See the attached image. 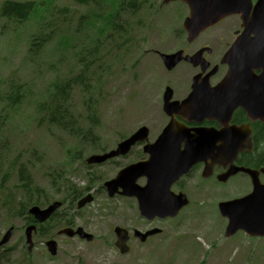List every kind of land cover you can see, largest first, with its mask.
Listing matches in <instances>:
<instances>
[{"label":"rangeland","instance_id":"1","mask_svg":"<svg viewBox=\"0 0 264 264\" xmlns=\"http://www.w3.org/2000/svg\"><path fill=\"white\" fill-rule=\"evenodd\" d=\"M3 1L35 3L30 19L22 24L0 18V81L28 84L33 88L34 96L42 94L55 78L72 77L69 75L70 66L77 62V53H83L85 58V51H90L95 38L109 32L107 23L115 7L106 0L107 14L99 19L97 14H92L96 13L97 6H76L70 3L71 0L66 3L65 0H0V5ZM156 2L150 0L148 3ZM52 6L59 9L65 6L75 13L67 16L65 24L57 29L51 42L37 57L28 50L25 53V43L33 35L52 31V26H43L42 19L46 14L43 10ZM147 14L144 9L143 15L131 19L129 24L132 26L142 21V31L137 35L129 33L123 48L107 47L98 53L99 77L94 79H99L92 82L91 89L100 95L98 125L93 128V135L100 137V150L113 149L141 126L150 130L151 141L159 132L161 78H168L159 59L145 52L150 49L170 52L183 16L178 22L169 9L152 16L151 20ZM83 16L87 18L83 19ZM103 54L105 56L101 57ZM27 89L26 86L24 90ZM69 93L73 104L70 108L84 117L86 108L82 105L80 87L73 86ZM38 100V97L27 98L19 110L1 113L4 132L0 138V237L9 226H14L16 233L8 248L17 246L19 239L23 238L25 217L17 216L21 205L26 206L27 212L30 201L43 206L57 200L63 203L58 216L64 212L66 221H73L76 227L94 237L89 243L77 238L65 242L61 248L62 264H264V238H250L238 232L224 239L226 224L215 208L220 201L250 192V184L244 177H240L235 187L228 185L219 190H208L205 193L212 192L211 196L203 199L199 200L193 194L191 204L177 218L147 225L139 217L133 199H109L102 188V184L121 167L139 158L133 153L131 157L116 159L112 164L85 169L86 156L94 152L92 142L88 140L81 144L68 131L44 124L43 120L36 122L32 108ZM83 126L89 127L90 124L84 122ZM89 131L91 135L90 127ZM22 162L28 167L27 173L32 180L33 192L27 197L14 193L18 165ZM138 184L143 185V181ZM87 194L93 196L92 203L77 210L76 201ZM5 201H9L11 212L1 210ZM153 226L160 228L162 233L145 243L130 241L127 255H121L114 248V227L145 231ZM61 227L59 225L56 229Z\"/></svg>","mask_w":264,"mask_h":264},{"label":"water","instance_id":"2","mask_svg":"<svg viewBox=\"0 0 264 264\" xmlns=\"http://www.w3.org/2000/svg\"><path fill=\"white\" fill-rule=\"evenodd\" d=\"M171 1H181L189 6V17L183 24L189 42L193 41L202 30L233 12L230 4L220 12L223 6H219L217 0H164V3ZM244 23L247 31L257 32L259 36L249 45L242 46L240 44L242 38L236 42L225 61L228 71L223 84L206 91L194 87L188 99L181 103L171 102L170 89H166L163 95V112L168 116H172L177 110L188 109L191 118L197 122L205 118L214 119L223 125V129L218 132L196 129L192 133L191 130L172 120L163 130L159 140L143 148V152L149 156L147 161L125 168L117 174L114 180L104 184L110 197L118 193L120 189L119 195L135 198L139 215L148 221L155 218L176 217L179 211L188 205V201L181 193L174 195L170 191L171 186L186 174L193 164L210 162L211 165L208 164L204 171L205 176H208L211 166L215 164L224 169L231 165L223 175L218 177L219 181L225 182L229 177L243 173L249 176L252 185V190L248 195L218 204L219 214L227 219L224 237L229 238L238 231L244 232L249 237L264 236V184L259 181V174L264 177V166L258 171L234 166L233 163L237 155L244 150V146L237 141L233 128L227 127L233 110L238 107L246 112L249 119L264 120V14L259 13V15L250 17ZM160 57L168 71L183 60L181 53ZM184 59L192 64L198 62L196 58ZM253 70H261L260 76L255 77ZM203 96H207L208 99L204 101ZM147 137L148 130L144 127L140 128L121 142L116 150L107 155H93L87 163L101 164L107 159L125 155L131 146L147 141ZM181 146L184 148L181 149ZM140 178L146 180L143 187L137 185V180ZM91 201V196L81 199L77 205L78 209ZM59 207L60 203L57 202L45 210L35 206L29 210V214L37 222L42 223ZM32 230L33 227H30L25 231L29 245ZM158 233H160L158 229L144 234L136 231L135 237L140 242H145L147 237ZM59 234H65L68 237L78 235L82 240L92 241V236L85 234L80 228L76 232L64 229ZM114 234L116 236L115 246L120 254L127 253L129 251L126 245L127 232L116 227ZM11 235L12 229H9L0 241V247L9 241ZM50 245H53V242L48 244L53 255L54 247L51 248Z\"/></svg>","mask_w":264,"mask_h":264},{"label":"flooded vegetation","instance_id":"3","mask_svg":"<svg viewBox=\"0 0 264 264\" xmlns=\"http://www.w3.org/2000/svg\"><path fill=\"white\" fill-rule=\"evenodd\" d=\"M161 2L162 0L160 1V4L158 3V5L153 8L155 11L152 10L147 14L149 20H151L152 16L160 15L165 9L171 10L172 16H175L178 22L181 16L184 18L182 17L183 20L181 19L182 22L180 29H178L175 34L173 48L170 52L162 53L153 49L145 52L151 53L159 59L158 61H160V65L163 67L164 73L168 78L167 80L161 78L163 83L160 87L161 108L158 116L160 129L153 140L155 141L158 139L163 128L172 119L184 125V127L191 130L192 133L196 129L214 130L216 132L221 131L223 125L219 121L205 118L200 122H197L191 118L188 109L183 111L177 110L172 116H166L162 112V95L166 88H170L172 92V101L183 102L192 94L193 86H196L201 91H206L222 84L227 75V66L225 63L227 59L226 57L231 52L233 44L242 38L241 35L244 32L245 25L243 19L252 16L257 11L264 14V1L222 0V6L229 4L233 6L234 14L227 16L219 23L202 30L191 42L188 41V35L182 28L183 21L188 15V6L179 1L165 5ZM126 5H129L133 16L143 15L144 9L142 0H129V2H126ZM150 7H153L152 3ZM142 25V21H138L135 26L131 27L130 33L137 35L142 31ZM256 37L257 33H249L247 38H242L240 44L243 46ZM131 43L134 44L135 42L133 41ZM176 53H181L183 58L197 57L198 62L193 65L182 60L172 71L167 72L160 59V54L171 55ZM260 73L261 71L259 70L253 71L254 76H259ZM207 99V96H203L204 101ZM227 127L233 128L236 133L235 137L237 141L244 146V150L237 155L234 165L240 166V160L253 159L257 163L263 159L259 164L251 167L254 170H259L264 165V120L251 121L247 118V114L242 108H236L231 114ZM140 149V146H136L131 154H138ZM112 163L113 162H110V164ZM208 164H210V162H198L192 165L187 174L180 178L171 189L176 193H184L190 201V199H194L193 194L200 200L204 197L211 196L212 192L205 193L210 189L219 190L228 185L235 187L237 186L240 177H244V179L250 183V178L241 173L229 177L225 182L219 181L218 177L223 175L231 165H228L225 170L222 166L215 164L211 166L208 176H205L204 171ZM262 179L264 178L261 175L259 180L262 182ZM29 217L30 218L25 221L26 226L24 227V230L29 226L35 229V231L31 233L32 248L30 250L28 249L23 230V238L19 239L17 246L12 248L7 247L12 240V237L8 244L3 245L0 248V264H62V245L67 241L76 239L77 237L69 238L57 234L61 230L56 229L55 226V223L60 219L59 216H54L42 224L35 222L31 216ZM222 220L226 224V220ZM151 223L152 222H149L147 225H150ZM68 227L71 229L77 228L74 226L73 221L70 222V226ZM145 231H147V229ZM15 234L14 231L13 236ZM133 240V237H130L129 242ZM49 241H53L55 244L53 248L55 251L54 256H51L49 252V246L47 245ZM19 249L22 250V252L19 251Z\"/></svg>","mask_w":264,"mask_h":264},{"label":"trees","instance_id":"4","mask_svg":"<svg viewBox=\"0 0 264 264\" xmlns=\"http://www.w3.org/2000/svg\"><path fill=\"white\" fill-rule=\"evenodd\" d=\"M68 2L67 0L64 3ZM91 2L93 0H71L70 3L76 6L88 7L92 6ZM55 6V5H53ZM52 6V7H53ZM35 3L30 1L25 2H16V1H4L0 5V18L4 19L7 22L21 24L28 20L31 13L34 11ZM96 14L99 17L105 16L107 11L103 9L101 4H97V9L95 10ZM44 15L43 26L47 28L52 26V31L49 34H40L35 35L31 41V53L39 54L44 50V46L51 42L52 36L56 34L58 28L65 24L67 16L71 12L67 7L63 6L62 8H46L43 10ZM111 15L109 17L107 25L110 26L109 32L106 34H101L95 38L92 48L88 54L92 55L98 54L103 50L106 43L110 42L111 48H118L123 46L124 41L122 37L118 36V31L121 29L122 19L119 16L118 10H111ZM84 17V16H83ZM113 35V37H112ZM103 38L102 41L98 40ZM81 56L79 55L78 58ZM81 59V58H80ZM91 65V62H86L85 59L79 60L73 64L69 71V75H72L69 79H54L51 83L47 85L42 94L34 96L33 88L28 84H19L14 81H0V138L4 132V122L2 123L1 113H7L13 109L19 110L22 103L27 98H40L36 101L33 109V118L36 122L44 121V124H49L57 126L58 128L68 131L71 137L81 136H96L93 135V128L96 127L98 123V110L97 102H92V95L90 91V81L88 79V70ZM81 66V70L79 67ZM81 86V91L83 95V104L86 108V114L83 117L82 113H77L70 107L73 106L71 96L69 91L73 86ZM4 86V87H3ZM21 86V87H20ZM28 87L27 90H24L25 87ZM71 87V89H69ZM88 96V97H86ZM98 98V97H97ZM29 100V99H28ZM28 100L26 102H28ZM84 122L90 124L91 132L90 135L89 127H85ZM1 159V156H0ZM16 160H19L16 158ZM263 160V159H262ZM262 160L257 163L253 159L240 160L239 164L244 167L251 168L259 164ZM28 167L22 162L18 165V181L15 186L14 193L16 195H22L27 197L29 193L33 192L32 180L27 173ZM1 191V189H0ZM38 193V192H37ZM32 204H37L30 201L29 206ZM1 210L11 212L10 203L4 202V205L1 206ZM17 216L26 215V206L21 205L18 211ZM63 224H67L66 221H63Z\"/></svg>","mask_w":264,"mask_h":264},{"label":"bare ground","instance_id":"5","mask_svg":"<svg viewBox=\"0 0 264 264\" xmlns=\"http://www.w3.org/2000/svg\"><path fill=\"white\" fill-rule=\"evenodd\" d=\"M198 251V250H197Z\"/></svg>","mask_w":264,"mask_h":264}]
</instances>
